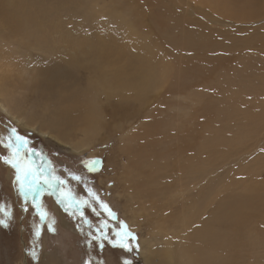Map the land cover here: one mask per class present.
I'll return each instance as SVG.
<instances>
[{"label":"rangeland","instance_id":"374dc122","mask_svg":"<svg viewBox=\"0 0 264 264\" xmlns=\"http://www.w3.org/2000/svg\"><path fill=\"white\" fill-rule=\"evenodd\" d=\"M251 2V5L260 4L257 11L250 12L235 0H20L22 13L30 11L36 17V28L20 36L18 50L13 49L16 68L30 73L48 63L64 68L69 56L77 52V43L102 41L107 45L111 37L119 34L121 22H117V15L129 21L142 39L149 38L148 44L164 61H174L177 72L183 73L150 91L141 106L128 101L131 106L125 108V102L115 94L108 97L103 93L91 94L93 99H98L93 100L94 108H103L100 119L104 127L91 135L95 137L89 146L79 150L52 136H43L39 131L51 128L57 131L62 126L51 123L55 105L37 101L26 87L17 88L19 91L13 94L17 112L29 117L24 119L33 128L17 122L0 108V220L8 223L7 228L0 226V264H85L86 261L123 264L125 259H131L133 264H179L161 256V240L146 242L153 251L148 260L140 251V241L149 237L147 220L156 219L159 210L165 207L174 216L181 208H189L187 217L183 216L188 219L187 224L167 226L172 237L181 243H191L189 239L207 217L216 228L213 232L217 230L231 240L227 241L228 249L243 235L229 250L235 264H264V0ZM41 32L46 35L45 40L39 37ZM10 35L7 31L3 37ZM80 56L85 64L88 58ZM3 59L0 57V66ZM183 60L184 68L180 67ZM87 73L82 65L77 77L84 79ZM177 80L181 84L174 89ZM84 83L85 80L79 86ZM250 108L257 109L260 123L246 132L241 124L243 113ZM66 110L73 113V109ZM116 110L124 117L117 118L113 114ZM13 127L26 135L30 147L35 149L28 157L33 167L51 168L46 172L49 179L59 176L66 181V190L89 202L82 206L83 218L66 213L64 205L57 202L55 195L48 194L46 186L44 194L38 192L36 196L40 211L46 214L45 220L32 209V197L28 198L29 210H22L25 205L15 182V170L3 160L9 156L4 144ZM192 130L211 133L206 150L203 146L197 152L189 148L185 135ZM122 131L139 139L152 136L155 147L160 142L175 146L173 134L184 132L180 137L184 141L182 149L175 148L166 155L169 159L178 158L182 171L166 159L160 174L162 182L155 191L136 197L135 192L141 191V176L149 171L143 168L146 173H142L139 161L156 155L138 159L134 157V148L120 151ZM81 135L77 132L69 137L72 142H78ZM63 140L67 142V137ZM200 141L203 142L202 137ZM193 156L196 162L194 171H190L187 159ZM91 159L102 161L95 172L86 167ZM124 162H127L125 174L131 177L127 192L123 191L121 177L118 178L125 175L121 169ZM73 174L82 180H73ZM246 175L248 182L257 184L255 188H244L234 181ZM228 181L229 189L221 191V185ZM89 190L108 205L113 215L95 203ZM176 192L178 198L174 197ZM125 193H129L132 201L133 196L138 198L136 206L142 207L137 209L139 223L133 229L127 221L129 204ZM210 194H216V200L219 198L221 203H211ZM220 204L219 213L213 215L212 209ZM9 212L11 217L7 215ZM104 223L107 224L104 230L113 239L125 230L135 233L137 240L131 243L139 247L132 253L113 248L107 241L103 248L99 247L92 236ZM49 226L54 230L49 231ZM181 227L179 233L172 231ZM187 249L194 254L190 245ZM32 251L37 253L35 257ZM218 254L214 252V256Z\"/></svg>","mask_w":264,"mask_h":264},{"label":"bare ground","instance_id":"6f19581e","mask_svg":"<svg viewBox=\"0 0 264 264\" xmlns=\"http://www.w3.org/2000/svg\"><path fill=\"white\" fill-rule=\"evenodd\" d=\"M235 1H238L242 8L248 9L250 12L257 11L260 5H251L252 0ZM35 19L36 17H34L30 11L22 13L20 0H0V57H4L3 66H0V108L11 115L17 122H21L24 126L26 125L29 128H33V125L26 122V119L29 120V117L25 114L20 115L19 112H17L18 106L14 104L13 100V94L19 91L17 88L26 87L28 91L35 94L37 101L45 100L46 104L55 105L56 109L52 116L51 123L62 125L58 127L57 131L53 128L45 131H39V128L37 131L43 136H52L59 142L68 143L74 150L89 146L94 141L95 137L91 135L97 134V132L104 127L100 119L103 108L100 107L99 110L94 108L93 100L97 102L98 99H93L91 94L99 95L103 93L106 97L115 94L119 96V99L125 102V108L131 106L128 101H131L132 104L141 106L145 102L150 91L161 86L162 83L169 82L172 78H176L177 74L181 75L183 73V71L177 72L174 61L172 63L164 61L162 55L157 53L153 47L148 44L149 38L142 39L139 31L135 29L129 21L122 16L117 17V15V22H121L120 29H118L119 34L111 37L107 41V45L102 41H95L92 43L82 39L86 46H84V43L81 44L82 42L79 44L77 43L75 51L79 54L77 52H74L75 54L73 55L71 54L67 60V65L64 64V68L56 63L52 64L48 62L46 67H40L41 69L39 68L38 70L36 68V71L32 73L28 72L26 69L16 68L14 63L16 56L13 49H16V51L18 50L20 36L32 33L31 30L36 24ZM7 31H10L11 35L3 37V34ZM44 36L46 37L45 34ZM44 36L42 32L39 35L42 40H45ZM80 55L88 58L85 64H83ZM186 60L190 59L186 58ZM180 64V67L184 68L185 60L181 61ZM41 65L39 64V66ZM82 65L88 70L84 79L77 77V70ZM84 80L85 83L79 86ZM180 84L181 82L177 80L176 84H174V89H177ZM7 99H9V101ZM60 105L66 109H73L74 114L72 111L68 112L66 109H60ZM262 107H264V101ZM111 110L112 108L109 112H111ZM12 111H15L21 118L13 115ZM259 113L261 114L260 111ZM113 114L116 115L117 118L124 117L122 115L123 113L119 110H116ZM257 116L258 111L253 108L243 113L241 126L245 127L244 130L246 129V132L258 127L260 121L257 119ZM177 120L179 121L181 119L177 118ZM72 126L74 129H72ZM68 129L71 130L68 131ZM175 130H180V127L177 126ZM171 131L174 130L171 129ZM52 132H55V134ZM77 132L80 135L82 134L81 138H78V142H72L69 135ZM122 132V138L120 137L121 140L119 138L120 151L124 150L127 152L129 149L134 148L136 151L135 156L132 152L131 153L138 159H142V157L150 154L156 155L155 157L151 156L150 160L145 159L139 161L142 167V173H146V170L144 171L146 168H148L149 171L148 174L141 176L142 181L141 179L139 181L141 191L135 192L136 197H141V194H150L155 191L156 187L162 182L160 174L166 159H168L177 170L182 171L180 160L178 158L169 159L166 155L175 148L182 149L184 141L180 137L185 134L184 132L172 133L175 136V146H169L167 144L162 145L160 142L158 147L153 145L154 138L152 136H144L142 139H139L133 137L132 133ZM211 136V133L206 130L203 131V133L200 131L196 133V131L192 130L191 133L188 132V135H185V142L189 143V148L192 152L199 151L202 146L203 150H206ZM66 137L67 142L63 140V138ZM201 137L203 142L200 141ZM232 140L236 141L235 139ZM90 155L93 156V153ZM187 161H189L188 168L190 171H194L196 162L194 161V156L191 157V160L188 158ZM126 168L127 162H124L121 167L124 174ZM119 177H121L120 181L124 183L123 191H129L127 186L128 182L131 180L130 175L125 174L118 176V178ZM247 177L248 175L243 176V178H235L234 181L237 184H241L244 188L248 186L255 188L257 184L248 182ZM223 181H226V179ZM229 181L225 185H221V191L229 189ZM125 194L129 204L127 221L131 229H133L134 225L139 223L140 214L137 209L141 210L142 207L136 206L138 198L133 196V202L130 199L129 193ZM174 197L178 198V192L174 194ZM216 198V194L209 195L211 203L214 201L221 203L219 198L217 200ZM220 208L221 204L213 208V215L218 214ZM188 211V207L181 208L180 213L174 216V213L171 212L169 208L165 207V209L159 210V213L154 217L156 219L152 220V218L147 220V232L149 237L140 241V251L142 250V252H144L146 259L148 260L149 256L153 253L146 242L161 240L163 242L160 252L161 256L179 264H210L214 261L217 262V264H235L231 254H229V250L236 245L237 240L241 239L243 235H241V237L228 249L227 241L231 240L228 237L221 236L217 230L213 232L216 228L213 226L210 218L206 217L195 230V235H192L189 239L191 243H181L179 240H176L175 237H172L170 233L171 230L169 232L167 226L176 227L187 224L188 219L186 217ZM181 229L182 227L179 228V230L174 229L172 231L179 233ZM214 233L217 235L214 237L218 238V241H215V238L211 236ZM177 239L180 238L178 237ZM188 245L194 250V254L188 251ZM215 251L219 253L217 256H214Z\"/></svg>","mask_w":264,"mask_h":264},{"label":"snow or ice","instance_id":"6c2138e0","mask_svg":"<svg viewBox=\"0 0 264 264\" xmlns=\"http://www.w3.org/2000/svg\"><path fill=\"white\" fill-rule=\"evenodd\" d=\"M4 147L9 151V156L4 157L3 160L5 164L15 170V182L18 185V191L24 201L25 206L22 208L24 212L29 210L27 207L28 198L32 197V209L37 212L42 221L45 220L46 214L40 211L41 205L37 203L36 196L38 192L40 195H43L45 191L44 186H46L48 194L56 196L57 202L64 205L66 213L70 216L79 214L81 218L84 217L82 206L86 207L89 203L88 201H81L76 198L70 190H66L64 187V185H66V181L61 179L59 176L53 175L52 178L49 179L46 172L51 171V168L45 169L40 167L37 169L36 167H33V162L28 159V157L35 152V149L30 147V142L26 135H21L14 127L11 128L10 134L7 138V143L4 144ZM21 148L25 150L24 153L21 152ZM36 155L39 156L41 154L36 153ZM101 164V160L91 159L87 162L86 167L89 171L95 172ZM72 179L80 181L82 180V177L73 174ZM57 185H60V187ZM89 195L93 197V200L96 204H99L101 209L106 211L110 216L113 215L108 205L101 201L96 193L89 190ZM7 215L11 217L10 212L7 213ZM0 226L7 228L8 223L5 220H0ZM106 228L107 224L104 223L103 228H98L96 230L97 234L92 236V240H95L99 247L103 248L105 241H107L111 247L123 249L126 253H132L134 249L139 247L138 244L131 243L137 240L135 233L125 230L122 235L117 233L116 238L113 239L112 236L109 235V232L104 230ZM53 230L54 229L49 226V231ZM37 235H39V233H37ZM31 254L34 257L37 255L35 251H32ZM85 264H91V262L86 261ZM123 264H133V261L131 259H125Z\"/></svg>","mask_w":264,"mask_h":264}]
</instances>
